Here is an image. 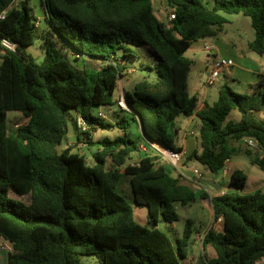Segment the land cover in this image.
<instances>
[{
  "label": "trees",
  "instance_id": "1",
  "mask_svg": "<svg viewBox=\"0 0 264 264\" xmlns=\"http://www.w3.org/2000/svg\"><path fill=\"white\" fill-rule=\"evenodd\" d=\"M0 0V49L4 39L16 45L0 62V237L12 245L8 264H185L195 233L188 219L176 245L157 227L140 224L134 208L120 193L128 178L138 206H146L149 222L180 219L179 207L198 199L196 189L146 154L128 163L140 151L130 136V118L140 125L147 150L151 143L183 151L176 145L181 115L199 118V147L184 158L210 172L221 173L227 160L239 154L264 170V158L245 147L254 138L264 150V79L252 93H239L224 84L219 98L198 111L199 99L189 90L193 61L186 57L200 40L217 38L228 23L225 14L251 20L255 37L249 47L264 56V0H165L171 21L161 20L153 0H42L44 19L36 18L31 0ZM169 13V14H170ZM39 23V24H38ZM43 23L44 28H41ZM40 32L43 61L27 52ZM147 45L157 57L154 72L126 92L128 109L115 124L97 114L117 105L121 77L137 59L135 47ZM102 62L98 68L88 61ZM87 123L79 143L100 146L96 164L72 148L60 150L69 132V114ZM234 111L239 120L229 119ZM20 112L25 125L12 131L9 113ZM120 128L111 139L93 140L99 130ZM95 141V142H94ZM248 146V145H247ZM110 159V168H106ZM247 175L232 172L230 185L244 188ZM27 196V204L12 198ZM203 197L209 193L204 191ZM215 223L203 248L215 250L207 264H251L264 256V192H219L212 197ZM0 264H2L0 260Z\"/></svg>",
  "mask_w": 264,
  "mask_h": 264
},
{
  "label": "rangeland",
  "instance_id": "2",
  "mask_svg": "<svg viewBox=\"0 0 264 264\" xmlns=\"http://www.w3.org/2000/svg\"><path fill=\"white\" fill-rule=\"evenodd\" d=\"M21 0H17V3H20ZM204 2L209 6L212 7L214 0H204ZM33 11H35L36 18L39 20L44 19V9H43V2L42 0H31L30 3ZM167 4L165 0H155V12L157 13L158 17L163 21H170L169 20V12L167 9ZM226 18H231V24L226 25V32L222 33L218 36L219 40L224 43V47H221V53L226 55L225 57H231L234 60H238V56L240 55L241 51L249 52L250 54L257 55L251 49H248L247 43L250 39L255 36V30L252 27L251 20L249 17L244 15H229L225 14ZM41 28H44L43 23L41 24ZM213 45L214 43L221 46V43H217V39H210ZM42 37L38 30H35V43L34 45L27 48V52L31 53L34 57H36L38 62L43 61L45 56V51L42 45ZM219 46V47H220ZM236 46V47H235ZM135 50L138 53L137 59L129 58L128 62L132 66L130 67V71L124 77H121L119 80V86L116 92V101H119L122 97L126 96V92L131 90L134 85L141 80L144 76L151 75L152 77L155 76L154 72L150 71L149 69L143 68L146 65H150L155 67L157 63V57L154 51H152L147 45H141L135 47ZM237 50V53L235 51ZM2 51V50H1ZM3 56V53H0V60ZM260 56V55H259ZM186 57L193 61L192 69L190 72L189 77V87L190 91L193 94H198L200 97V103H203L206 98H208V102L213 104L219 98V90L224 84L230 85L233 89H236L239 93H252L253 90L251 86L241 80V74L237 71L234 75L227 73L225 69L222 70L221 76L219 77L218 81L214 86H207V80L210 74V66L213 60H221L222 57H215L212 53L206 51L203 46L199 44L195 45L194 47L190 48V50L186 53ZM264 58V57H262ZM88 63L98 68L102 65V62H97L94 60L88 61ZM246 90H243V88ZM207 93L209 94L208 96ZM206 97V98H205ZM101 110L106 113L107 118L104 119L112 124H115L122 115H125L126 112H123L119 109L117 105H108L103 106ZM74 116V112L70 111L69 114V132L68 135L64 138L60 150H64L67 148H72L74 152H78L81 155H84L88 161L89 165H95L96 159L95 154L100 151V146L97 143L96 145H89L84 143L78 142V137L80 136L83 138L82 133L78 130L76 123H74L72 117ZM128 119L131 121V128L130 136L133 140H135L139 145H143V140L141 138V132L139 130L138 124L130 118L129 115ZM240 113L238 111H234L230 114L229 119L239 120ZM9 128L12 131L19 126L25 125L28 122V119L20 112H11L9 113ZM189 120L185 115H181L178 118V124L181 126V134L187 132ZM200 123V122H199ZM198 129V127L196 128ZM119 134H122V130L118 127L112 130H103L99 129L93 134V140L98 141L105 137H109L111 139L117 137ZM198 134V132H197ZM94 141V142H95ZM196 145L199 147V142L195 138ZM178 144L180 143V138L178 140ZM252 149L256 154H258L261 158H264V150H261L257 147H249ZM82 148V150H81ZM155 154V151L151 152ZM148 154L144 149L140 148V151L135 152L132 154L131 158L128 160V163H137L140 159ZM156 157V156H155ZM158 158V164H165L169 171H172L171 165L169 166L168 163ZM111 161L108 160L106 168H110ZM231 168L227 170L226 173H222L220 175L214 174L207 170L205 167L197 163L195 160H186L183 164L184 168L191 167L192 170L186 169L185 172L188 176H193V170L198 168L205 177L209 179L217 180L223 186V190H226L230 193H237V194H251L257 191L264 192V170L257 165H253L251 163V159L244 154H239L232 159V163L230 164ZM194 169H193V168ZM235 169L243 170L248 179L247 184L244 188H238L236 186L230 185L231 175ZM181 178V177H180ZM184 182H187L186 179L182 178ZM193 185V184H192ZM196 189L198 194V199L191 205L186 207H179L178 212L180 214V219L174 222H169L161 218L159 224L157 226L151 224L149 222V215L148 209L146 206H138L134 202V195L130 185V181L128 178L124 179L120 188V193L124 195L130 205L134 208V215L135 219L142 225L148 227H157L160 230L164 231L173 244L176 245V241L178 238L182 237L186 222L188 219L193 221V226L195 228V233L192 238V243L189 247V256L186 260H184L185 264H207L205 254L211 258L216 255L215 250L212 247H208L205 251L203 248V243L201 240L197 241V236H202L205 232H207L214 224L217 229L221 228V223H215L213 209L208 201V198L203 197L202 194L204 192L203 189L193 185ZM212 192H215V189L209 188ZM12 198L21 200L25 203H29L30 199L27 196H18L15 194L14 191L10 194ZM4 247V240L0 237V260L2 264H8L7 254L8 251L3 249ZM85 264H98L96 257H86L84 258Z\"/></svg>",
  "mask_w": 264,
  "mask_h": 264
},
{
  "label": "built area",
  "instance_id": "3",
  "mask_svg": "<svg viewBox=\"0 0 264 264\" xmlns=\"http://www.w3.org/2000/svg\"><path fill=\"white\" fill-rule=\"evenodd\" d=\"M4 15H5V12H3L2 15H0V18L4 17ZM173 19H175V14L171 12L169 14V20L171 21ZM1 46H2V49H0V53L4 54L5 50L14 51V52L16 51V45L7 39H4L2 41ZM204 48L206 51H208L212 54H215L214 51H216V48L214 45L210 44L209 42L205 43ZM232 66H234V61L232 59H224L223 58L221 60H217V59L213 60L211 66H210V74H209V77L207 80V86H209V87L214 86L216 84V82L218 81L219 77L221 76L222 70L223 69L227 70V69L231 68ZM118 107L123 109V110L128 109L125 96L122 97L118 101ZM97 115L103 119L107 118V115L101 111H99ZM78 128L82 131L87 130L88 126H87V123L84 119H82V118L78 119ZM194 134L195 133L192 132V135H194ZM243 141L249 147H256V145H257V141L254 138H245ZM151 146L153 147V150L155 151V154H156V156L159 157V159L168 163L169 166L171 165L174 173H176L181 178L186 179V181H188L189 183L203 189L204 191H207L209 193L208 201L210 203V201L212 200V197L216 193L212 192L209 189L210 187L207 184L203 183L202 180L205 179L204 174L198 168H195L193 170V176L192 177L188 176L185 173L184 166H183V161H184L185 155L183 152L167 148L165 146H162L159 143H151ZM144 149L147 150L146 148H144ZM81 150H82V148H81ZM229 161L230 160H227L226 165L229 163ZM225 168H226V166H225ZM223 172L226 173L227 169H224ZM218 192L221 195H224L227 191L221 189ZM218 222L221 223L222 218H219ZM206 233L207 232H205L204 234H202V236L199 237V240H201L202 243H203L204 237L206 236ZM2 248L6 249L8 252L12 251V245L7 241H4V247L2 246ZM251 264H264V256L261 257L260 259L255 260Z\"/></svg>",
  "mask_w": 264,
  "mask_h": 264
},
{
  "label": "crops",
  "instance_id": "4",
  "mask_svg": "<svg viewBox=\"0 0 264 264\" xmlns=\"http://www.w3.org/2000/svg\"><path fill=\"white\" fill-rule=\"evenodd\" d=\"M153 2H154V7H155V0H153ZM166 9L169 11V8L168 7ZM230 19L227 18L228 23L226 25L232 23V21ZM226 25L224 26L223 33L226 32ZM254 37L248 41V43H247L248 49H250L249 44H250L251 41H253ZM210 39H217L218 40L217 43H219V42L221 43V46L219 45L220 47L216 43L213 44L215 46V48H216V51H214L215 54H213L215 57H219L220 56V57H222L224 59H232L234 61V66H232L231 68L227 69L226 70L227 73H230V74L234 75L237 71H239V74H241V77H240L241 80H243V82H245L249 86H251V89L252 90L254 89V87L262 79H264V58H262L264 56H261V55L259 56L258 54L257 55H253V54H250L249 52L241 51L240 55L237 57L238 60H236V59L234 60L231 57H225L226 55H223L221 53L222 50L220 49L221 47H224L225 45H224L223 42H221V40H219L218 37L217 38H208V39H205V40H200V41L194 43L192 45V47H194L195 45H198L199 46V44L204 47V45H205L206 42H209L211 44L212 42L210 41ZM235 53H237V50L235 51ZM0 62H1V60H0ZM242 88H243V90H246V89H244V87H242ZM189 90H190V87H189ZM234 90H236V89H234ZM190 93H191V91H190ZM191 94L192 95H196L198 97V94H193V93H191ZM208 95L209 94L207 93V95H205V96H208ZM198 99H199L198 111L202 110L206 105H212V104H210L208 102V98H206L203 103H200V101H201L200 100V97H198ZM99 111L103 112L101 110V108L99 109ZM187 118L189 120L188 127H187V132L181 134V131H180L179 136H178V139L176 141V145L179 146V147H181L183 149V151H181V152L184 153L185 157L188 156V155H190V154H192L196 150V148H197L195 138H197L196 136L198 134H197V129L196 128L200 124L199 123V118H198V116L196 114L194 116H192V117H187ZM137 124H138L139 130L141 132L140 125H139L138 122H137ZM180 130H181V126H180ZM192 132H194L195 134L192 135ZM179 138H180V143L181 144H178ZM139 146H140L141 149H144L145 148L144 144L143 145H139ZM60 147H62V146L60 145ZM145 151L146 152L148 151V155L156 156V154H152L151 153L152 151H150V150H145ZM231 163H232V160L229 161V163L226 165V168L225 169L229 170V168H231L230 167L231 166L230 165ZM186 169L192 170L191 167H189V168H186L185 167L184 168V171ZM173 173H174V171H173ZM222 173H224V172L222 171L221 173H217V174L220 175ZM204 178L205 179H208V180H212L213 182H215L217 184V186L220 188V190L223 189V186L217 180L209 179L208 177H205V176H204ZM209 187L212 188L211 186H209ZM212 189H215V188H212ZM214 193H218V190H216ZM196 238H197V241H199V236H197Z\"/></svg>",
  "mask_w": 264,
  "mask_h": 264
},
{
  "label": "water",
  "instance_id": "5",
  "mask_svg": "<svg viewBox=\"0 0 264 264\" xmlns=\"http://www.w3.org/2000/svg\"><path fill=\"white\" fill-rule=\"evenodd\" d=\"M142 134H143V132H142ZM202 181H203V183L207 184L208 186H211L212 188H215L216 190L220 191V188L212 180L203 179ZM210 205L212 206V202L211 201H210ZM213 213H214V211H213Z\"/></svg>",
  "mask_w": 264,
  "mask_h": 264
}]
</instances>
